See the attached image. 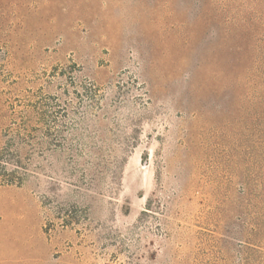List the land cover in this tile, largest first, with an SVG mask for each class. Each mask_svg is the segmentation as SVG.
<instances>
[{
  "label": "rangeland",
  "instance_id": "rangeland-1",
  "mask_svg": "<svg viewBox=\"0 0 264 264\" xmlns=\"http://www.w3.org/2000/svg\"><path fill=\"white\" fill-rule=\"evenodd\" d=\"M0 264H264V0H0Z\"/></svg>",
  "mask_w": 264,
  "mask_h": 264
}]
</instances>
